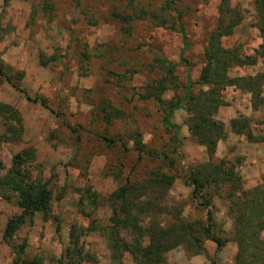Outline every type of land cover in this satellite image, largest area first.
I'll use <instances>...</instances> for the list:
<instances>
[{
	"label": "rangeland",
	"instance_id": "374dc122",
	"mask_svg": "<svg viewBox=\"0 0 264 264\" xmlns=\"http://www.w3.org/2000/svg\"><path fill=\"white\" fill-rule=\"evenodd\" d=\"M253 2L228 0L241 21L220 40L222 48L254 55L261 40ZM219 3L0 0V103L17 111L21 124L18 137L5 134L0 141V178L14 154L31 149L34 157L22 170L50 192L46 219L35 213L4 239L6 221L21 209L15 195L0 188V264H14L22 244L26 259L70 261L66 248L72 227L82 256L79 264H135L127 252L112 259L107 242V199L123 186L130 188L127 198L144 208L137 223L142 229H165L176 217L191 226V236L166 251L161 264H236L233 217L224 189L209 187L203 193L210 201L212 234L225 241L216 249L201 233L207 210L192 194L187 174L193 166L226 160L234 165L242 190L259 185L264 180V104L258 101L252 110L249 92L222 90V106L212 118L223 125L224 138L211 156L189 137L185 107L169 120L176 134L163 121V102L189 103L184 100L187 81L193 83L190 97L207 90L195 82L207 38L217 26ZM167 64L174 67L170 70ZM263 66L257 59L254 66L229 68L227 77H254ZM259 97L264 98V83ZM114 111L116 117L111 116ZM240 118L245 126L232 132L229 122ZM1 124L0 132L6 131ZM102 136L118 141L107 145ZM163 176L172 182L160 181ZM90 227L93 231L86 230ZM131 235L119 228L125 242ZM258 238L264 246V230ZM250 250L242 258L245 262Z\"/></svg>",
	"mask_w": 264,
	"mask_h": 264
},
{
	"label": "trees",
	"instance_id": "16d2710c",
	"mask_svg": "<svg viewBox=\"0 0 264 264\" xmlns=\"http://www.w3.org/2000/svg\"><path fill=\"white\" fill-rule=\"evenodd\" d=\"M2 1L3 4L8 2V0ZM253 8L256 19L255 27L261 40L254 55L243 56L236 47L230 49L221 47L220 40L232 34L234 28L241 21V16L235 9L229 8L228 0H220L217 26L207 38L202 54L204 64L195 82L206 86L207 90L200 92L195 97H190L188 91L193 83L187 81L184 88V100L189 103L184 102V106L180 102H163L167 106L163 117L165 126L174 130V134H176L177 127L170 124L169 120L175 111L185 107L187 113H189V117L185 121L189 137L197 144L204 146L209 156L213 154L216 143L224 138L223 125L212 118L217 109L222 106L219 99L222 90L226 87H233L249 92L252 110L258 107V101L264 104V98L259 97L260 86L264 83V66L262 71L254 77H227V70L231 67L254 66L257 59H262L264 63V0H254ZM121 19L126 20L128 17ZM184 49L185 46L182 47L181 53ZM182 62L183 60L180 58L179 63ZM167 66L170 70L174 67L172 64H167ZM6 81L9 82L8 79ZM159 90H162V88ZM115 114H117L116 111L111 116L116 117ZM104 117H110V113H105ZM240 119L241 122L237 120L229 122L232 132L238 133L237 128L241 129L243 125L245 126L246 120L244 118ZM0 121L2 122L1 127H6V131L0 132V141L4 140L3 135L5 134L13 139L18 137L21 124L17 111L6 104L0 103ZM101 139L107 145H112L118 141L105 136H102ZM137 152L140 153L139 150ZM33 157L31 149L14 154L6 174L0 178V188L12 192L21 209L19 215L6 221L3 232L4 239L11 238L26 220L31 221L35 213H41L42 218L46 219L50 200L47 185L38 179L30 180L22 170L23 164L32 160ZM172 180V177L167 176L160 179L166 184H170ZM187 181L192 187V194L198 195V198L202 200L200 206L205 207L207 210L206 225L201 228L205 240L214 243L216 249L221 248L225 243L224 240L212 234L210 201L203 195L209 187L222 188L225 191L227 200H229V215L231 214L233 217V233L237 245L236 264L264 263V246L258 238L259 232L264 230V180L249 190H242L240 178L235 172L234 165L229 164L226 160H219L216 164L206 163L193 166L187 174ZM129 189L125 186L120 187L111 193L107 199L111 207V226L107 233L110 256L112 259L117 260L122 253L127 252L131 255L135 264H161L166 251L181 243L186 236H191V226L176 217L171 225L165 229L159 228L155 231L142 229L137 223L139 221L138 216L144 212V208L142 205L134 204L127 198ZM86 195L92 197L91 202L94 201L92 194L87 192ZM119 228L131 231L132 235L129 242L119 238ZM74 230L75 227H72L69 232L70 246L66 248V257L70 261L65 262L60 258L55 260L54 264H79L82 256H80L77 247L78 236L74 233ZM86 230L93 231V228L90 227ZM195 240L193 239V241ZM24 248V244L19 247L16 253L20 257L14 260V264H43L38 257L24 258L22 256ZM249 248L252 250L249 251V262H245L242 258ZM73 257L76 260L71 261ZM210 264H214V262L211 261Z\"/></svg>",
	"mask_w": 264,
	"mask_h": 264
},
{
	"label": "crops",
	"instance_id": "0c3cea01",
	"mask_svg": "<svg viewBox=\"0 0 264 264\" xmlns=\"http://www.w3.org/2000/svg\"><path fill=\"white\" fill-rule=\"evenodd\" d=\"M229 135H231V133H228ZM232 135H233V133H232ZM234 136V135H233ZM229 138V137H228Z\"/></svg>",
	"mask_w": 264,
	"mask_h": 264
}]
</instances>
